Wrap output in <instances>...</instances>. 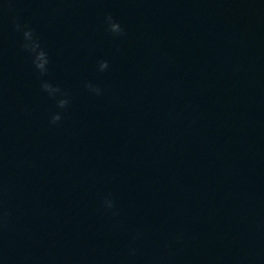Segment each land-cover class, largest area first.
Masks as SVG:
<instances>
[{"label": "clouds", "instance_id": "clouds-1", "mask_svg": "<svg viewBox=\"0 0 264 264\" xmlns=\"http://www.w3.org/2000/svg\"><path fill=\"white\" fill-rule=\"evenodd\" d=\"M105 21L107 24V30L113 34L114 36H123L124 29L122 26L114 20L111 15L105 17ZM14 26L16 31L22 33V43L21 48L25 52H27L32 58V64L34 68L39 72L41 77H44L48 73V64L49 58L47 52L41 47L40 41L38 37L35 35L34 30L30 28L28 25L20 24L19 22H14ZM109 68V64L107 61H100L98 64V70L103 72ZM89 91L100 95L101 89L98 86H94L91 83H85L84 85ZM41 90L45 92L50 98L56 100V106L59 109H64L70 103L67 98V93H65L59 86H55L51 84L49 81L41 79L40 83ZM61 97L57 99V97ZM62 116L59 112L53 113L50 116V123L52 125H56L59 121H61ZM104 206L106 209L111 210L114 208V201L110 198H106L104 201ZM117 213H113L116 215Z\"/></svg>", "mask_w": 264, "mask_h": 264}]
</instances>
